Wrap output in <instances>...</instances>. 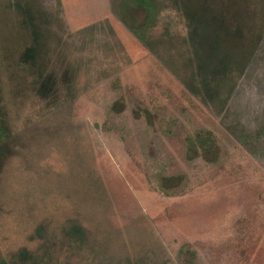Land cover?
I'll return each mask as SVG.
<instances>
[{
  "label": "rangeland",
  "instance_id": "obj_1",
  "mask_svg": "<svg viewBox=\"0 0 264 264\" xmlns=\"http://www.w3.org/2000/svg\"><path fill=\"white\" fill-rule=\"evenodd\" d=\"M121 2L0 0L11 136L1 252L52 246L55 264H264V32L231 96L199 98L180 14L165 12L142 42ZM202 133L216 138V158L197 149ZM71 221L87 231L83 250L66 243Z\"/></svg>",
  "mask_w": 264,
  "mask_h": 264
},
{
  "label": "trees",
  "instance_id": "obj_2",
  "mask_svg": "<svg viewBox=\"0 0 264 264\" xmlns=\"http://www.w3.org/2000/svg\"><path fill=\"white\" fill-rule=\"evenodd\" d=\"M121 10V21L142 42L152 39L149 33L156 30L165 12L180 14L187 29V43L192 49L195 96L199 98L201 93L220 98L222 90L226 100L231 96L264 32V0H122ZM243 10H247L244 13L250 14L251 20L244 17ZM36 49L33 47L28 53H35ZM51 80V77H39L42 95L47 96L53 90ZM1 100L0 92V167L5 153H10L11 139ZM195 144L207 159L219 154L212 133L197 134ZM65 236L67 245L79 250L90 244L87 231L77 221L69 223ZM51 249L52 246L37 250L22 248L10 256L0 250V264H55Z\"/></svg>",
  "mask_w": 264,
  "mask_h": 264
}]
</instances>
